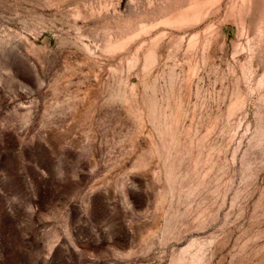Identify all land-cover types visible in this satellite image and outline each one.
<instances>
[{
	"label": "rangeland",
	"instance_id": "rangeland-1",
	"mask_svg": "<svg viewBox=\"0 0 264 264\" xmlns=\"http://www.w3.org/2000/svg\"><path fill=\"white\" fill-rule=\"evenodd\" d=\"M0 264H264V0H0Z\"/></svg>",
	"mask_w": 264,
	"mask_h": 264
}]
</instances>
